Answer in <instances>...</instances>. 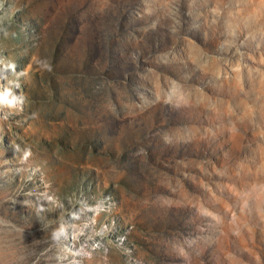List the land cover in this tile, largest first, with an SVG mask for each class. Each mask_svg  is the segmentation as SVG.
<instances>
[{"label": "rangeland", "instance_id": "obj_1", "mask_svg": "<svg viewBox=\"0 0 264 264\" xmlns=\"http://www.w3.org/2000/svg\"><path fill=\"white\" fill-rule=\"evenodd\" d=\"M0 264H264V0H0Z\"/></svg>", "mask_w": 264, "mask_h": 264}, {"label": "clouds", "instance_id": "obj_2", "mask_svg": "<svg viewBox=\"0 0 264 264\" xmlns=\"http://www.w3.org/2000/svg\"><path fill=\"white\" fill-rule=\"evenodd\" d=\"M10 67L14 68L15 66L14 65H10ZM9 94H11V91L10 90H9ZM17 99H19L20 100V103L23 104V102H24L23 97L13 96L12 101L9 102V107L10 108H14ZM28 155H30V153L26 151L25 152V159L27 158Z\"/></svg>", "mask_w": 264, "mask_h": 264}]
</instances>
